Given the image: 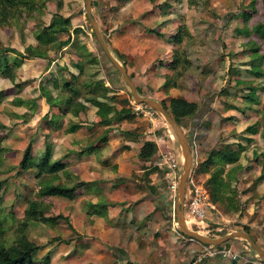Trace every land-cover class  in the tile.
<instances>
[{"label": "crops", "instance_id": "obj_1", "mask_svg": "<svg viewBox=\"0 0 264 264\" xmlns=\"http://www.w3.org/2000/svg\"><path fill=\"white\" fill-rule=\"evenodd\" d=\"M118 2L119 0H112L111 5L115 9L106 12L110 14L108 17L110 39L122 55V61L135 85L146 96L156 97L158 100L181 96L199 102V97L190 90H180L179 83L168 89L164 88L165 82L176 72L172 60L179 44L174 34V24L177 22L176 16L179 10L175 1L168 0V3L163 5H160L161 1H159V6L155 7L147 0L148 4L144 3L143 8L146 13L141 20L128 23L124 21L123 11L126 3L119 5L116 10L115 6ZM131 2L132 0L129 4ZM77 15L68 16L72 17L71 21H73L77 19ZM133 17L136 18L137 15ZM214 26L216 25L209 26L210 28L206 30L214 33H218L219 30L231 34L234 39H230L229 46L239 48L236 52L246 51L244 53L240 51L243 54L239 57L240 61L234 57L236 62L233 66L236 67L237 73L232 74V85L228 91H234L236 97L231 100L223 99L225 104L219 112L228 122L227 126L223 127L224 131L232 125L240 134L236 140L239 142L238 148L242 147L239 160L244 165L242 173L248 175L253 171L258 178L264 169V70L263 66L256 62L258 56L254 54L253 49H249L250 44L257 39L242 38L241 34L233 36L234 31L240 26L226 25L220 28ZM153 27L156 30L152 29ZM239 41L241 44H238ZM30 43H35L34 39H29L27 45ZM73 43L71 42L58 53L55 52V55L51 52L50 58L32 56L34 67L28 68L27 76L22 78L18 73L24 68L26 63L24 59L23 64L17 68L15 80L22 83L28 81L31 90L27 95H21L18 93L19 87L13 86L17 90L16 98L23 96L22 99L29 100L25 102L26 104L35 102L38 99L36 94L41 90L40 84L54 98L60 95L63 92L61 88L63 77L71 73H79V69L70 64L69 48L74 45ZM74 48L76 56L80 58L75 60L82 61L81 50L85 51L88 47L76 41ZM18 49L24 50L21 47ZM227 53L228 59L231 54L229 51ZM226 61L219 64L221 69L226 66ZM36 63L39 66L38 71L43 72L44 79L39 75L35 76ZM222 64L225 66H221ZM256 70H260V73L256 74ZM228 76L227 74L226 77ZM223 81L226 84L228 79ZM105 84L113 86L109 76ZM252 87H256L257 90L253 92ZM226 96L233 95L226 94ZM42 97L45 98L46 94L43 93ZM251 97H255V102ZM82 100L87 105L86 110H81L78 115L66 112L62 128L50 135L53 138L50 141L53 156L60 158L66 167L59 172L58 182L68 184L74 180V182L85 181V184L78 188L77 195L73 199L63 196H50L46 199L51 204V210L54 198L59 200L61 205L59 208L62 212L56 210L57 214H64L74 227L71 229L68 220H63L67 223L64 226L66 227L64 233L68 234L66 236L69 241L51 244L48 247L49 251L53 252L52 264H125L128 261L135 264H264V260L258 253L249 249L247 240L243 238L230 241V248L236 250L235 252L239 250L235 259L219 255H208L203 259L204 261L195 258L193 254L200 246L192 241L181 243V237L172 223L173 212L171 214L169 211L171 208L168 205V191H163L162 171L155 167L156 165H151L152 161L157 163L161 152L159 155L155 153L150 158H143L140 154L146 141H153L160 146L154 117L138 113L134 109L132 113L136 114H133L131 119L124 118L115 120L111 124H103L97 113L98 107L90 101ZM111 103L116 105L114 100ZM116 106L120 109L125 105ZM50 108L48 102V109ZM55 108L57 107L53 110ZM52 112L61 113L59 108ZM206 113L205 116L200 114L199 118L203 116L206 118L209 112ZM146 118L153 119L156 126L147 122ZM199 118L192 119L191 125L194 126L192 130L195 134L199 131L196 123H202L204 119ZM75 123L80 124L77 130L66 131L68 125ZM208 125L204 129L208 128ZM249 125L254 126L255 130L247 131ZM249 155L251 157H248ZM248 166L253 168L248 170ZM253 189L262 196L259 217L264 216V178L257 179ZM247 224L250 225L249 222ZM257 226L258 229L250 233L264 249V227L260 223Z\"/></svg>", "mask_w": 264, "mask_h": 264}, {"label": "rangeland", "instance_id": "obj_2", "mask_svg": "<svg viewBox=\"0 0 264 264\" xmlns=\"http://www.w3.org/2000/svg\"><path fill=\"white\" fill-rule=\"evenodd\" d=\"M30 1H34L32 4V9L29 5L21 3L17 6L16 10H13L14 13H11L8 16L11 23H0V46L13 47L18 51V53L21 52L25 56L26 63L24 64V68L19 71L18 76H21L22 78L23 76L26 77L28 68L31 69L34 67L35 62H32L34 58L29 55L27 56L24 47L27 45L29 39H34L35 45L38 43L34 36L37 29L51 22H54L56 27L63 26L65 25L64 17L78 14L77 19H73V21H70L68 24H66L70 28L71 36L73 38L72 42H74V45L72 44L73 46H70L69 48L71 53L70 64L73 65L76 61L75 59H80L76 56L77 53H75L76 51L74 46L76 41L83 43L85 47H88V51L90 49L93 51V54L96 55L98 59H100L98 64L92 66L90 73H94L96 75L95 78H104V80H108L109 75L106 66L108 65L111 68L114 66H112V64L109 62V59L106 58L101 51L96 33L87 17L86 0ZM111 1L112 0H93L92 13L103 31L104 38L110 42L111 51L115 56H117L119 61L124 64V62L118 57L116 52L117 49L114 47L110 39L111 30L108 26V17L110 14L106 12L107 10L112 11L115 9L114 6L111 5ZM129 1L130 0H119L118 4L115 6L116 10L119 8V5H124L126 3L123 10L125 12L124 21L126 23L138 22L145 15L146 10H143V8L145 4H148V2L147 0H132L130 6ZM148 1H151L155 7L159 6L160 3V5L168 3V0ZM159 1L161 2L159 3ZM174 1L179 10L176 16L177 22L174 24V34L176 37H180L178 40L179 44L177 45L176 49H179L178 51H180L179 54L181 56V60L177 63V66L175 67L176 72L171 79L172 81H177V83H179L181 86L179 88L180 90H190L191 93L199 97V103H205L202 113H199L197 116L198 118L200 114L204 115L206 112H209L206 118H204L205 115L201 117L202 119L204 118L202 123H196V126L199 130L198 134H195V132L192 130L194 127L191 125L193 122L192 117H183L181 119V125L184 127V131L191 140L192 154L194 158V165H192L190 175L197 185H201L208 190V193L210 194L208 202L211 203L206 205V212L204 216H197L195 213L190 211L189 206L186 205L185 210L187 222L191 228L199 230L202 233L210 236L224 235L234 230L243 229L245 226L250 228V232H252V230L256 231L258 229V223L264 227V216L259 217V209L261 208L260 200L262 199V196L258 195V193L253 189V185H255V182L257 181V176L254 175L253 171H251V173L248 175L243 174L242 172L244 169L242 168L236 172V178L231 181L233 185V196L236 197L241 206L239 211H234L231 209L227 199L220 203L213 201L210 189L208 187L209 185L207 181L218 166L214 161L207 162L210 153L213 151L212 149L225 144L232 148H238L239 142L236 140V138L239 137L240 134L237 133L236 128H233L232 125H229L230 128L224 131L223 127L227 126L226 123L228 124V122L227 119L224 118L225 116L220 114L219 109H221L225 104L223 99L231 100L236 97L234 91H228L232 85V74L237 73L236 67L233 66V63H235L236 60L240 61L239 57L243 55L242 52L244 53L246 51L240 50L242 52H236L239 48L237 49L236 47L229 46L230 39H234V37L232 38L231 34L223 31L219 32V30L218 33H214V31H209L206 29L209 26H213L214 24L216 25L214 27L218 28L226 25H228L227 27L240 26L237 28L240 29V32L236 29L233 36L236 34H241L242 38H256L257 41H255L253 44H250L249 49H252L253 47H259L260 50H258V53H262L261 55H263L264 39L259 37V35L255 32V25L259 22H264V1L256 0L254 4L255 6L252 5L251 0ZM251 12V16L247 14ZM134 15H137V17L134 18ZM76 27L80 28V30H76ZM152 29L156 30L154 27ZM68 35L69 34L66 33L60 35V37L66 38ZM239 43L240 41L238 44ZM20 47L24 50L18 49ZM85 51L81 50L83 59ZM227 51H229L231 54L230 58L228 59ZM51 52L53 53L54 51ZM247 54L249 55L248 52ZM8 55H13V52H9ZM186 57L191 59L190 65L183 63V59ZM234 57H236V60H234ZM121 58H123L122 55ZM263 58L264 57H257L256 62L262 65V69L264 70ZM225 60H227L226 66L222 64L221 66L225 67L221 69L219 64ZM35 67L37 68V70L35 68L34 71L35 76L39 75L41 78L43 77L42 79H44L45 76L43 72L40 73L41 71H38L39 66L37 63ZM228 68L230 69L227 70ZM227 74L229 75L228 77H226ZM115 75L119 79V86L114 88L116 93V96H114V102H116V105L132 106L129 108L132 112L134 111L133 103L138 101H136L131 94L130 88L126 84L122 74L115 72ZM70 78L71 74H68L67 78L65 79ZM225 79H228L226 84L224 83L225 81H223ZM18 83L20 86H18ZM13 86L19 87L20 91L18 90V93L21 95H27L30 93L29 90H31L28 81L22 83L15 80L13 82L9 78L0 74V90L5 89L6 91L5 98H3V101L0 104V124H5L6 127L4 128L0 126V139L5 140V147L7 149L2 158L0 157V180L6 179L5 188L2 192L3 199L0 204V246H8L18 241L20 230L22 229V224L24 223L25 206L27 205L29 196H32L34 193L37 183L36 180L38 178L37 173L39 171L33 165L38 159L37 155L46 148L48 142L53 140V138L50 137L51 133L59 129L50 122L52 117L56 119V113H53L52 111L57 110V108L54 110L53 107L52 109L50 108L51 110L48 109V98L51 94L49 91H45V89L42 88V85L40 84L39 87L41 90L39 94H36L38 95V99H36L35 102L28 104L25 103L24 105L17 106L14 104V99L17 97V90H15ZM43 93L46 94V100L44 97H42ZM141 94H143V92ZM226 94H231L233 96H226ZM21 97L23 96L18 98ZM165 102L167 105H169L170 97L166 98ZM143 105L145 107L147 104L143 103ZM146 119L147 122L155 125L153 119ZM154 119L156 120L155 122L158 127L157 131L160 137V146H158L157 150L158 155L160 152H173L175 153V157L179 162L184 161L181 144L179 143L177 136L166 117L157 111ZM208 123L210 124L208 125ZM206 125H208V128L204 129ZM58 132L61 134V130ZM42 143L44 144V148ZM28 145H31L33 162L32 164L29 163V168L25 169L21 167L20 163L24 157V153ZM248 157L251 156L249 155ZM151 165H156L155 167L162 171V183L164 186V190H162L168 191V202H172L173 204L172 223L173 226L176 227V232H178L181 237V243L183 244V241H192L196 245H199L200 248H197V251L193 255L195 258L198 257V259H200L205 246H208L209 244H204L181 231L176 218L175 208V204L178 199V192L172 191L169 186V179L166 177L168 167L165 165L159 166L156 161H152ZM183 165L184 164L182 162L180 167L181 173ZM231 167V164H227L225 166V175ZM251 168H253V166H248L247 169L249 170ZM186 200L188 203H190V194L187 195L186 193ZM52 204L53 208L51 210L50 203L47 201L43 203V209L45 210L46 215H56V210L62 212L59 208V206H61L59 200H55L54 198ZM65 219L66 221H69L68 218H62L55 224L34 220L29 223L28 228L24 231L25 234L30 239L36 241L39 244H43L44 246H42V248L36 254L37 258H41L47 252H50L48 247L51 244L54 245L60 242L69 241V238L66 236L67 233H64L66 230V227L64 226L67 224L63 222ZM248 222L250 225L247 224ZM72 227L73 225L70 226V228L74 229V227ZM57 233H61L62 235ZM54 237H60L61 240H53ZM235 239L241 238L239 237ZM247 244H249L248 241ZM223 247H225V250L231 249L230 243L227 242ZM248 247L253 252L257 253V251H255L250 244ZM232 251L237 254L239 250L237 252H235L236 250ZM52 254L53 252H50L51 257ZM206 257L207 256H205L203 259Z\"/></svg>", "mask_w": 264, "mask_h": 264}, {"label": "trees", "instance_id": "obj_3", "mask_svg": "<svg viewBox=\"0 0 264 264\" xmlns=\"http://www.w3.org/2000/svg\"><path fill=\"white\" fill-rule=\"evenodd\" d=\"M264 1V0H263ZM33 2L30 0H0V23H11L9 19V15L14 13L13 10L17 9V6L21 3L27 4L30 8H33ZM256 0H251L252 5H254ZM255 6V5H254ZM250 16L251 13H247ZM71 21V17H64L63 26L56 27L54 22H51L47 25H43L38 28L35 32V40L38 43H30L25 47L27 56H37L41 58H50L51 51L58 53L61 49H64L67 45L72 42V36L70 28L66 25ZM76 30H80V28L76 27ZM240 32V29H237ZM255 32L264 39V22H259L255 25ZM68 33V37L61 38L60 35ZM177 41L180 37H176ZM111 47L109 41H107ZM101 51L105 55L106 52L103 51L100 46ZM253 52L258 57H264L263 55L258 53L259 47H253ZM179 49H175L174 58H173V66L176 67L177 63L181 60V56L179 54ZM36 51V53H35ZM9 52H13V55H8ZM118 57L122 60L121 55L118 50H116ZM0 74L9 78L11 81H15L17 76V68L20 67L25 59L24 54L10 46H0ZM13 56V57H12ZM109 59V58H108ZM100 59L93 54V51L87 50L84 54V59L82 61H75L73 64L75 67L79 69V73H71L70 79H65L67 77H63L62 79V93L57 97H53L49 95L48 101L50 103L51 108L57 107L60 109L61 113H57L56 119L51 118V122L57 128H62L64 123V115L66 112H71L74 115H78L81 110H86L87 105L84 103V100L92 102L94 105L98 107L97 113L100 116V122L103 124H111L115 120H121L124 118H133V113L127 106H123L122 108H118L116 105L111 103L114 100V96H116L114 88L119 86L118 78L115 75V72H118L117 68L110 61L109 62L114 66L113 69L107 67V72L109 75V79L111 80L112 87L105 84L104 78H95L94 73H90L92 66L98 64ZM183 63L190 65L191 59L185 58L183 59ZM125 64V63H124ZM116 70V71H115ZM256 74L260 73V70L255 71ZM132 78V77H131ZM177 84V81H172L169 78L165 84L164 88L168 89L170 86ZM18 86L20 84L18 83ZM139 92L142 93L139 87H137ZM257 90L256 87H252V91L255 92ZM5 89L0 90V104L5 98ZM54 98V99H53ZM82 98V99H80ZM14 104L23 105L25 102L29 100H24L22 98H15ZM251 100L255 102V97H251ZM166 107L170 110V112L174 115L177 121L181 124V119L183 117H192L198 118V114L202 112L205 107V103H199L196 101H190L181 96L170 97L169 105L166 104L165 100H162ZM1 127H6L5 124H0ZM80 127L79 123L70 124L66 127V131H75ZM247 131H254L255 127L249 125L246 128ZM1 135V133H0ZM0 139V157L5 154L7 151L5 147V140ZM158 146L153 141H146L145 144L141 148V156L143 158H150L155 153H157ZM213 151L210 153V156L207 162L214 161L217 163V169L208 179V187L211 192V197L215 202H224L227 199L229 202V207L234 211H239L241 206L239 201H237L236 197L233 196L232 193V180H234L237 176L239 170H241L244 165H242L239 160L242 153V147L232 148L230 146L222 145L219 147H215L212 149ZM38 159L36 163L33 165L39 171L37 173V183L36 188L34 189V193L32 196H29L27 200V205L25 206L24 212V223L22 224V229L20 230V236L16 243L10 244L8 246L1 245L0 246V264H52V258L50 252H47L41 258H37L38 251L42 248L43 244H39L36 241L30 239L26 234L25 230L28 228L29 223L31 221H39L49 224H55L59 222L60 219L66 218L64 214L58 213L56 215H46L45 210L43 209V203L50 196H63L70 199L75 198L77 195V190L85 181L78 182H69L68 184L59 183L58 180L60 178L59 172L66 168L65 164L62 162L60 158H54L53 156V147L51 142L47 143L45 150L37 155ZM33 157L31 154V145L25 150L24 157L20 163L22 168H29V163L32 164ZM227 164H231L232 167L225 173V166ZM32 166V167H33ZM264 178V169L260 176L257 179ZM71 179V177H70ZM72 181V180H71ZM6 179L0 180V204L3 199V190L5 188ZM169 194V193H168ZM166 196V195H164ZM170 213L172 214L173 204L169 202ZM166 211V210H165ZM172 216V215H171ZM69 227L72 224L68 221ZM73 228V227H72ZM246 231H250L249 227L243 228ZM252 235V234H251ZM254 238V236L252 235ZM53 240H61L60 237H54ZM232 239L225 241L224 243L211 245L215 248H225L223 247L226 242L230 243ZM44 247V246H43ZM125 264H135L131 261L126 262Z\"/></svg>", "mask_w": 264, "mask_h": 264}, {"label": "water", "instance_id": "obj_4", "mask_svg": "<svg viewBox=\"0 0 264 264\" xmlns=\"http://www.w3.org/2000/svg\"><path fill=\"white\" fill-rule=\"evenodd\" d=\"M92 5L93 0H86V13L87 17L92 25L93 30L96 33L97 39L99 41L100 46L102 47L103 51L106 52L105 54L110 59V61L114 64V66L117 68L118 72L122 74L126 84L129 86L131 94L135 98L136 101L140 103L148 104L149 106L153 107L158 112L162 113L169 124L171 125L172 129L174 130L177 139L182 147V153L184 157L183 161V169L180 177V182L178 186V199L175 205L176 208V218L179 224V227L181 231L198 240L201 241L204 244L209 245H217L224 243L225 241H228L230 239L235 238H243L244 240H247L251 247L257 251L258 255L262 260H264V249L257 243L256 240L252 237L250 231H246L243 229L234 230L232 232L226 233L224 235L219 236H210L202 233L199 230L193 229L189 226L187 219H186V192H187V185H188V179L191 174L192 165L194 162L193 154H192V146H191V140L187 133L184 131V127L177 121V119L174 117V115L170 112V110L166 107V105L163 103L162 100H158L153 97H148L143 94H141L133 82L126 66L119 61L117 56L113 54L111 51V47L107 40L104 38L103 31L97 21V19L94 17L92 13Z\"/></svg>", "mask_w": 264, "mask_h": 264}, {"label": "built area", "instance_id": "obj_5", "mask_svg": "<svg viewBox=\"0 0 264 264\" xmlns=\"http://www.w3.org/2000/svg\"><path fill=\"white\" fill-rule=\"evenodd\" d=\"M134 109L138 113H142L145 115H150L151 117H154L156 115L157 110H155L153 107L143 105V103L134 102ZM183 161H178L175 157V153L173 152H162L160 153V158L157 161L158 165H165L168 167V170L166 172V177L169 179V186L172 191L176 192L178 190L179 186V178L181 177L180 167ZM187 195L190 194V200L188 203L187 200L186 205L189 206V210L195 213L197 216H204L206 212V205L211 204L208 202V198H210V194L208 193V190L202 187L201 185H197L194 180L192 179V176L190 175L188 179V185H187ZM186 208V207H185ZM215 256V255H221L224 257H229L230 259L237 258V254L234 253L231 249L225 250L215 248L211 245H206L205 249L203 251V254L200 256V259H203L205 256Z\"/></svg>", "mask_w": 264, "mask_h": 264}]
</instances>
